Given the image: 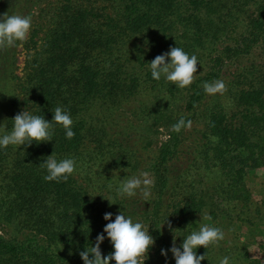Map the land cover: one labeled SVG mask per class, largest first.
<instances>
[{"label":"trees","instance_id":"trees-1","mask_svg":"<svg viewBox=\"0 0 264 264\" xmlns=\"http://www.w3.org/2000/svg\"><path fill=\"white\" fill-rule=\"evenodd\" d=\"M41 3L49 9L33 19ZM4 13L35 23L22 44L21 72L16 46L0 50V136L18 113L51 122L58 106L71 115L75 135L66 138L53 121L52 141L0 147V264H84L79 253L102 233L107 256L114 248L103 230L121 212L155 240L144 264H176L174 238L180 247L204 224L233 241L242 228L264 236V198L255 201L247 187L252 171L264 167V67L242 66L227 81L223 73L256 46L264 50V0H0ZM224 37L231 45L222 50ZM176 46L199 62L185 88L151 76L149 63ZM216 80L227 91L207 94L203 84ZM127 108L144 125L142 150L158 129L166 131L146 170L154 185L141 210L117 192L137 169V147L114 132ZM180 118L191 127L177 133ZM52 153L75 159L66 181L45 180L42 164ZM108 212L111 221L103 218ZM242 246L195 251L206 255L201 264H219L240 256Z\"/></svg>","mask_w":264,"mask_h":264},{"label":"clouds","instance_id":"clouds-1","mask_svg":"<svg viewBox=\"0 0 264 264\" xmlns=\"http://www.w3.org/2000/svg\"><path fill=\"white\" fill-rule=\"evenodd\" d=\"M32 27L30 16L8 15L4 13L0 17V50H5L16 46V43L27 40ZM170 58V63L166 60ZM151 76L155 80H160L163 76L167 81L174 83L180 88L190 86L196 79L197 65L199 64L196 55H189L180 47H172L170 51L157 55L150 63ZM204 91L209 95L223 94L227 91V86L223 80L205 82ZM14 124L10 132L0 136V147L7 148L9 145H31L33 141L37 143L52 141L54 134L53 121L60 124L65 129L66 138L72 139L75 133L72 131L73 120L71 115L62 107H56L53 120L49 122L44 116L33 115L29 111L18 113L14 119ZM6 129V125H0ZM184 127H191V121L180 118L172 126V130L180 132ZM42 167L46 168L47 181L67 180L76 171V161L73 158L57 160L53 153L46 158ZM154 181L148 172H141L139 175L124 178L117 189L121 197H134L139 190L147 201L151 196V188ZM106 221L112 220V213L108 212L103 217ZM210 219V217H208ZM167 222V221H166ZM171 230V223L168 222ZM174 232L176 230H173ZM110 239L114 252L103 256L101 244L105 240L104 234H99L96 238L95 246L79 253L84 264H144L148 259L149 250L155 244L154 238L149 234V227L141 222H133L132 218L126 217L122 212L116 215L114 222L106 224L103 230ZM225 238L222 229L207 224L201 225L198 231H193L188 235L182 245L173 246L170 251L175 258L176 264H201L206 259V255H197L196 249L203 246L205 249L210 245L218 244ZM181 248L183 249L181 251ZM168 250H161V255L167 256ZM91 256V258H90ZM219 264H230L229 258L224 257Z\"/></svg>","mask_w":264,"mask_h":264},{"label":"rangeland","instance_id":"rangeland-1","mask_svg":"<svg viewBox=\"0 0 264 264\" xmlns=\"http://www.w3.org/2000/svg\"><path fill=\"white\" fill-rule=\"evenodd\" d=\"M51 2H54L56 0H50ZM44 11H40L43 10ZM49 6H45V4H40L36 11L32 14L33 19L37 18L39 15L45 16L46 12L48 11ZM35 23L34 20H32V23ZM18 43V45H17ZM16 43V57H17V73L21 72L23 69V62H24V50H22V44L23 42H17ZM231 45V43L228 41L227 38H222L218 48L222 49L225 46ZM253 54L251 58L249 59H243L239 61H232L228 62L226 70L224 69V80L227 81L237 70H240V67L242 66H250L252 64L257 65L259 67H264V50H262L261 45L256 46L253 49ZM208 67V66H207ZM200 70H207L206 67H203ZM123 114L118 119L117 122V128L114 129V132H120L121 138H125L130 146H136L137 151L133 154V159H135L137 163V169L135 170L134 175H139L141 172H146L148 165L150 162V159L153 157V154L156 152V149L162 144V142L165 140L166 137V131L162 128L158 129L156 131L157 138L155 141H152L151 147H148V149L142 150L143 144H141L138 140V134L142 133V129L144 128V125L140 124L139 117L137 114L138 112L134 110H129V108L123 110ZM140 127V128H138ZM155 131H153L154 133ZM145 135V134H143ZM154 140V139H153ZM143 143V142H142ZM150 176V175H149ZM247 187L251 191L253 195V199L257 202H260L262 198H264V167H261L260 169L256 170L255 172L252 171L249 179L247 180ZM136 200H138V205L136 208L138 210H141L144 200L142 193L138 190L136 196L131 197ZM135 211V209H133ZM129 213V211H128ZM131 215V213H130ZM129 217V215H128ZM260 230H264V227H259ZM227 234V235H226ZM246 228H242L241 230H238L235 234V240L233 241V238L231 237V234L225 233V238L217 245H219L220 248H226L230 247V245L233 243V246H237L239 244H243L241 247V255L238 256L240 258L246 257L251 261H258L260 264H264V236L261 234H258L256 232H252L253 235H250ZM237 235V236H236ZM240 248V247H239ZM235 255V258L230 259V264H241L240 258H238Z\"/></svg>","mask_w":264,"mask_h":264}]
</instances>
